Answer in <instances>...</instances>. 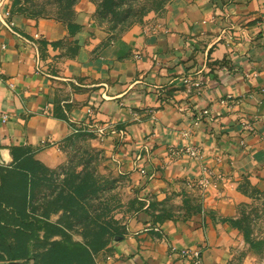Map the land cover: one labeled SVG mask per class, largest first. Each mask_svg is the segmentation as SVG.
Wrapping results in <instances>:
<instances>
[{
    "label": "crops",
    "instance_id": "1",
    "mask_svg": "<svg viewBox=\"0 0 264 264\" xmlns=\"http://www.w3.org/2000/svg\"><path fill=\"white\" fill-rule=\"evenodd\" d=\"M94 10L80 0L64 24L0 0V164L22 148L54 167L73 128L85 130L88 121L124 128L123 142L108 136L103 145L158 199L176 191L200 198L201 207L158 218L143 206L96 254L97 264H192L169 245L199 248L202 264L239 263L243 239L224 218L236 214L241 196L231 181L240 173L264 179V0H172L157 24L118 35L97 25ZM200 71L201 89L182 84ZM226 98L228 107L220 102ZM200 110L220 112L218 122L204 117L191 128ZM187 142L202 145L203 162L230 175L221 196L187 188L199 163L172 153Z\"/></svg>",
    "mask_w": 264,
    "mask_h": 264
},
{
    "label": "rangeland",
    "instance_id": "2",
    "mask_svg": "<svg viewBox=\"0 0 264 264\" xmlns=\"http://www.w3.org/2000/svg\"><path fill=\"white\" fill-rule=\"evenodd\" d=\"M13 1L19 9L17 12L24 16L32 19L52 18L68 24L80 0H9V6ZM89 1L95 6L93 15L97 25L113 35L121 34L133 25L157 24L172 2ZM201 73L183 78L182 84L188 88L201 89L205 85ZM227 99L220 102L228 107ZM220 115L218 111L210 114L207 110L191 114V128L199 127L204 117L218 122ZM108 126L112 131L103 138L87 127L85 131L68 137L62 148L63 159L54 167L34 166L29 177L15 170L2 172L6 200L10 204H18L20 208V211H13L15 216L10 215L9 221L30 225L31 228L26 233L15 235L19 248L25 252L27 248L26 258L3 260L0 264L45 263L55 241L108 244L125 233L129 219L143 206L145 211L156 212L158 218L173 215L184 217L200 210V198L196 196H179L173 194L176 191H172V194L158 199L155 193L147 190V181L142 182L133 174L137 170L129 169L127 161L116 157L112 152L115 150L111 151L103 145L102 139L108 136L121 142L127 137L126 129ZM189 135L188 131L184 133L186 138ZM149 151L150 148L145 152ZM172 153L199 163L200 175L197 179L186 181L188 189H195L200 197L211 190L221 196L222 190L227 188L230 175L214 164L203 162L202 145L187 142L175 147ZM141 175L146 176L144 172ZM231 182L236 184L235 189L241 195L237 198L236 214L229 217L243 239L236 248L237 264H264V179H253L249 174L240 173ZM96 254L93 260L97 264Z\"/></svg>",
    "mask_w": 264,
    "mask_h": 264
},
{
    "label": "trees",
    "instance_id": "3",
    "mask_svg": "<svg viewBox=\"0 0 264 264\" xmlns=\"http://www.w3.org/2000/svg\"><path fill=\"white\" fill-rule=\"evenodd\" d=\"M17 9L16 2L13 1L10 5V10L18 13ZM82 131L85 130L76 128V131L72 132L68 137ZM11 154L13 157L12 163L0 164V261L26 258L28 254L27 248L26 252L19 248L15 241V235L16 233H26L31 228L30 225L9 221L10 215L15 216L13 211H20V208L18 204H10L6 200V185L2 172L15 170L17 173L20 172L22 176L28 175L29 177L34 166L45 168L43 164L34 158V151L13 148ZM224 220L231 222V218H224ZM244 237L246 238V235ZM106 245V242L96 244V242L91 241L84 243L55 241L49 249L48 260L42 264H96L93 260V255L106 247Z\"/></svg>",
    "mask_w": 264,
    "mask_h": 264
},
{
    "label": "built area",
    "instance_id": "4",
    "mask_svg": "<svg viewBox=\"0 0 264 264\" xmlns=\"http://www.w3.org/2000/svg\"><path fill=\"white\" fill-rule=\"evenodd\" d=\"M86 114L91 117L93 114V109L91 107H88L86 109ZM6 116L3 117V119H5ZM87 128L88 130H91L92 132H94L95 134H97V136L103 138L108 132H111L112 129L110 128V126L106 125V124H97V123H92L90 121L87 122ZM76 128H73L72 132H75ZM155 230L157 232H159V227H156ZM169 251L171 253L177 251L181 256L184 257H189L192 264H202V257H201V250L199 248L197 249H190V248H181L178 249L176 247H174L173 245H169Z\"/></svg>",
    "mask_w": 264,
    "mask_h": 264
},
{
    "label": "water",
    "instance_id": "5",
    "mask_svg": "<svg viewBox=\"0 0 264 264\" xmlns=\"http://www.w3.org/2000/svg\"><path fill=\"white\" fill-rule=\"evenodd\" d=\"M8 264H17V263H15V262H10V263H8Z\"/></svg>",
    "mask_w": 264,
    "mask_h": 264
}]
</instances>
